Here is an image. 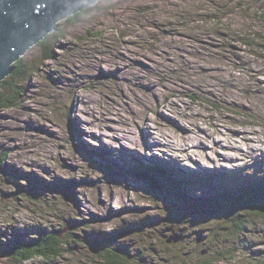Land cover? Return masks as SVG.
Returning <instances> with one entry per match:
<instances>
[{"label":"rangeland","instance_id":"374dc122","mask_svg":"<svg viewBox=\"0 0 264 264\" xmlns=\"http://www.w3.org/2000/svg\"><path fill=\"white\" fill-rule=\"evenodd\" d=\"M85 10L0 110V264L48 233L62 255L19 264H264V0Z\"/></svg>","mask_w":264,"mask_h":264},{"label":"water","instance_id":"95a60500","mask_svg":"<svg viewBox=\"0 0 264 264\" xmlns=\"http://www.w3.org/2000/svg\"><path fill=\"white\" fill-rule=\"evenodd\" d=\"M102 0H0V83L61 22Z\"/></svg>","mask_w":264,"mask_h":264},{"label":"trees","instance_id":"16d2710c","mask_svg":"<svg viewBox=\"0 0 264 264\" xmlns=\"http://www.w3.org/2000/svg\"><path fill=\"white\" fill-rule=\"evenodd\" d=\"M86 11L87 10L82 11L80 13H77L76 15L67 19L66 22H72V21H75L77 19L82 18L87 13ZM56 31H58V32L61 31L59 25H58ZM44 40L39 42L36 46H40V47L43 46L42 44H43ZM42 50H43L44 56L47 57L48 60L53 59V54L49 48L45 47V48H42ZM32 72L35 73V70H33ZM24 73H25V70L22 67V60L20 59L19 61L14 63L13 72L7 78H5L2 81V83H0V110L1 109H11L14 107V105H16L18 103V101H17L18 97L21 98L20 97L21 96L20 88L18 87L19 84L17 82H16V84L14 82H12V79H16L15 81H17L18 76H20V75L24 76ZM2 156L4 158L7 155H5V153H4V154H2ZM3 158L1 160H3ZM0 163H1V161H0ZM259 193H262V192L258 188H253V187L252 188H242L237 193L238 195L236 197L233 196V199L238 198V199H244L245 200L247 198H251V197L258 195ZM261 196H263V198H264V195L261 194ZM263 198L261 199L262 201H264ZM227 200L228 199L226 197L223 199L220 197V198L216 199L215 202H211V201H209V199H206L205 204L207 205L208 203H212V205H213V204H217L219 202H224ZM201 203H202V201H201ZM239 211L242 212L243 210H239ZM234 217L238 218L237 215ZM241 222L242 221L237 220L235 224L239 225ZM235 224L233 223V225H235ZM23 244L24 245L17 242L11 247V249H9L8 253L10 254L12 252L11 258H10V261L12 262V264H19L22 261L26 260V258H28V260H30V259L35 258V257H43L46 260H54V259H57L58 257H60L62 255L61 254L62 250H63L62 249V246H63L62 240L59 239L53 233L41 234L38 238H34V240L30 241L29 243H26V244L23 243ZM9 254H8V256H9ZM103 258H104V264H120V262H122V261L125 263H128V261L130 259V257L128 255H126L124 253L121 254V253H119L113 249L106 250Z\"/></svg>","mask_w":264,"mask_h":264},{"label":"bare ground","instance_id":"6f19581e","mask_svg":"<svg viewBox=\"0 0 264 264\" xmlns=\"http://www.w3.org/2000/svg\"><path fill=\"white\" fill-rule=\"evenodd\" d=\"M255 212V211H254Z\"/></svg>","mask_w":264,"mask_h":264}]
</instances>
